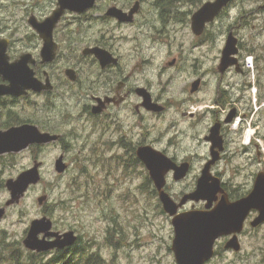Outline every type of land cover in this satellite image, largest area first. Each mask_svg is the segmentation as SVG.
Listing matches in <instances>:
<instances>
[{
  "label": "flooded vegetation",
  "instance_id": "flooded-vegetation-1",
  "mask_svg": "<svg viewBox=\"0 0 264 264\" xmlns=\"http://www.w3.org/2000/svg\"><path fill=\"white\" fill-rule=\"evenodd\" d=\"M209 1L214 0H94L90 7L81 11L66 9L50 31L53 58L49 61L42 55L44 38L30 21L43 22L51 17L58 8V0H47L38 11L27 12L19 25L12 18L11 32L7 24L0 28V40L6 43V63L14 64L23 56L25 67L49 87L39 92L26 90L19 96L0 95V131L30 123L43 132L59 134L56 143L62 144L63 134L52 127L48 119L41 123L32 121L31 116L25 117V106L21 104L32 96L40 97L43 109L49 111L58 108L55 98L63 97L62 104L74 102L80 114L87 118L90 135L96 136L94 148L98 149L103 141V151L105 154L115 152L116 155L110 156L123 171H140L141 190L150 193L161 208L159 191L137 156L138 149L143 147L166 157L176 167L187 164V172L181 179L174 178L172 169L165 173L163 190L177 204L196 188L201 171L214 155L217 159L210 164L209 173L220 179L228 200L234 202L246 196L256 174L250 189L242 193L237 185L227 181L223 172L239 154L238 132L226 119L232 111V120L236 115H253L254 108H245L248 104L243 101V93L246 92L245 100L249 96L251 83L239 86V77L245 75V70L238 54V69L231 65L221 72L218 68L228 33L235 36L233 26L227 30L219 56L215 57L218 64L208 67V44L214 39L209 36L210 28L225 9L213 21L205 23L198 34L192 30V16ZM263 4L258 8L264 9L260 8ZM13 15L11 12V17ZM118 40L137 41L140 47L120 51L116 46ZM93 48L106 52L101 53L105 62L89 51ZM8 84L9 81L0 76V85ZM63 87L65 90L61 89ZM213 87L214 98L209 102V91ZM259 103L264 108V102ZM20 109L23 116L19 114ZM215 126H218L217 137L221 139L222 150L211 139ZM45 146L48 145H34V148L40 150ZM244 148H252L255 152L252 145ZM193 172L190 183L174 192L173 185L188 182ZM222 195L218 193L209 208L206 199H189L178 208L177 214L210 210ZM257 215V210H251L241 232L236 234L238 250L226 248L233 234L221 236L214 242L213 255L203 264H253L247 243H251L254 233L264 227V222L256 227L251 225ZM169 218L172 225V217ZM72 263L91 264L92 261L80 260L76 252ZM174 263L177 264L175 257Z\"/></svg>",
  "mask_w": 264,
  "mask_h": 264
},
{
  "label": "rangeland",
  "instance_id": "rangeland-1",
  "mask_svg": "<svg viewBox=\"0 0 264 264\" xmlns=\"http://www.w3.org/2000/svg\"><path fill=\"white\" fill-rule=\"evenodd\" d=\"M46 2L0 0V28L7 24L11 32L12 18L19 25L27 12L38 11ZM263 2L231 0L216 24L210 28L209 36L214 39L208 44L206 55L208 67L218 64L219 60L215 57L219 56L227 30L233 26L239 41L237 56L245 70V75L239 77L238 82L240 87L244 83H251L247 101L244 99L246 92L243 93V101L248 104L245 108L251 110L255 104L252 97L264 102V9L258 8ZM11 12H14L12 17ZM118 41L116 46L120 51L140 47L137 41ZM248 56H252V64L247 63ZM237 88L234 87L235 92ZM61 89L65 90L64 87ZM213 90L214 87L209 91V102L214 98ZM62 100L63 97L55 98L54 103H57L58 108L49 111L43 109L40 97L32 96L29 102L21 104L25 106V117L31 116L32 121L41 123L48 119L50 125L63 134L62 144H50L40 150L29 147L19 153L0 156V181L3 183V187L0 186V206L9 198L4 185L6 180L15 178L30 167L34 159L42 161L41 181L31 186L18 204L7 208L0 220V264H12L16 254L20 261L27 258L29 250L24 247L22 240L30 221L41 217L46 205L51 215H44L52 220L53 230L60 233L73 230L79 237L80 248L85 250L84 255L97 253L104 264H175L171 250L174 234L170 218L161 205L158 206L151 198L150 193L141 190V172L135 169L123 171L116 159L111 157L116 155L115 152L105 154L103 141L95 149L93 142L96 136L90 135L87 118L80 114L74 102L62 104ZM19 114L23 116L22 110ZM254 125L258 127V135L264 139V108L256 113ZM238 143L239 154L230 162L223 176L244 193L250 189L252 177L261 170V166L256 150H246L242 145L241 133H238ZM65 144L66 149H63ZM61 153L65 156L68 168L58 174L54 171V161ZM193 175L194 172L188 182L174 184L173 191L184 189ZM40 195H46L41 206L37 203ZM107 238L112 240L111 243ZM247 245L248 255L254 259L253 264H263L264 227L254 233L252 242ZM53 254L54 251L44 252L42 260H48Z\"/></svg>",
  "mask_w": 264,
  "mask_h": 264
},
{
  "label": "water",
  "instance_id": "water-1",
  "mask_svg": "<svg viewBox=\"0 0 264 264\" xmlns=\"http://www.w3.org/2000/svg\"><path fill=\"white\" fill-rule=\"evenodd\" d=\"M230 1L214 0L203 4L192 16V30L198 34L203 29L205 23L213 21ZM93 2L94 0H58V8L51 17L43 22L30 21L37 32L44 38L45 43L42 50L44 60L49 61L53 58L50 31L63 11L66 9L81 11L84 8L90 7ZM260 8H264V4ZM5 49L6 43L0 40V76L4 80L9 81L8 85H0V95L12 94L19 96L24 94L26 90L39 92L49 87L48 85H43L34 77L33 71L25 67L26 59L23 56L14 64H7ZM89 51L96 54L101 61L105 62L104 56L101 55V53H106L105 51L99 48H93ZM238 52V39L232 32H229L218 66L221 72H224L231 65L236 66L238 69L239 64L236 58ZM233 115L232 111L226 122H230ZM217 134L218 126H215L211 139L215 146L218 145L219 150H222L221 139L217 137ZM59 138V134L43 132L34 124L25 123L13 126L5 131H0V155L19 153L33 145L53 144ZM137 156L145 164L159 191V198L164 212L172 217L174 237L172 239L171 250L174 253L177 264H203L213 255L215 240L224 235H234L226 243V248L238 250L239 243L236 234L241 232L243 223L251 210L258 211V215L251 223L253 227L264 222V172L261 171L256 174L253 187L246 196L230 202L221 187L220 179L209 173L210 164L217 159L216 155H214L209 164L201 171L196 188L191 193L185 194L180 203L177 204L163 190L165 173L172 169L174 170V178L181 179L187 172V164L176 167L169 159L158 155L147 147L138 149ZM41 165V161L34 160L30 167L21 171L15 178L6 180L5 186L9 192V198L3 206H0V220L5 215L6 207L18 204L27 190L41 181ZM67 168L68 164L64 161L63 155H59L54 161V171L62 174ZM220 192L223 193L222 198L212 209L177 214L178 208L189 199H206L208 200L206 207L209 208L212 201L215 200L214 198ZM45 200L46 195H40L37 198V203L41 206ZM76 240L77 235L73 230L63 233L54 231L52 220L46 215H42L30 221L22 244L30 251L41 253L53 249L70 247Z\"/></svg>",
  "mask_w": 264,
  "mask_h": 264
},
{
  "label": "trees",
  "instance_id": "trees-1",
  "mask_svg": "<svg viewBox=\"0 0 264 264\" xmlns=\"http://www.w3.org/2000/svg\"><path fill=\"white\" fill-rule=\"evenodd\" d=\"M251 53L252 51H248ZM34 148V147H33ZM0 186H3V183L0 181ZM44 214L51 215V212L48 211V205L44 208ZM110 235V233H109ZM107 240L111 243L112 240ZM79 237L77 238L76 242L70 246L66 247L64 249H56L54 251L53 256H51L48 260L43 261L42 256L43 252L37 253L28 251V256L25 260L20 261L18 254L14 255L12 258L13 263L12 264H73L72 260L74 258V254L78 252L79 259L80 260H89L92 261L91 264H101L103 261L102 257L99 256L97 253H91L89 255H84V248H80L81 246ZM78 248V250L76 249Z\"/></svg>",
  "mask_w": 264,
  "mask_h": 264
},
{
  "label": "built area",
  "instance_id": "built-area-1",
  "mask_svg": "<svg viewBox=\"0 0 264 264\" xmlns=\"http://www.w3.org/2000/svg\"><path fill=\"white\" fill-rule=\"evenodd\" d=\"M251 62H252V58L247 57V63L251 64ZM253 100L255 99L253 98ZM242 121L243 119L240 116L236 117L232 123L233 127H238ZM242 142L244 144H250L252 142L257 144L261 152V155H262V166L264 168V140H262L260 137L257 136L256 129L252 127L250 121L246 122L244 131H243Z\"/></svg>",
  "mask_w": 264,
  "mask_h": 264
}]
</instances>
